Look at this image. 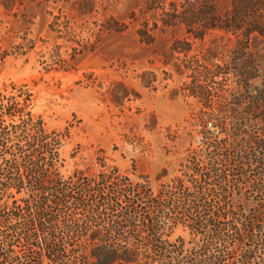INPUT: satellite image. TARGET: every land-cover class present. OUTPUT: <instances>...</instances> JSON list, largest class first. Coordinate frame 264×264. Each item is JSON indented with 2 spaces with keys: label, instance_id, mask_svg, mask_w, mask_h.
I'll return each instance as SVG.
<instances>
[{
  "label": "trees",
  "instance_id": "trees-1",
  "mask_svg": "<svg viewBox=\"0 0 264 264\" xmlns=\"http://www.w3.org/2000/svg\"><path fill=\"white\" fill-rule=\"evenodd\" d=\"M232 5L162 8L165 26L197 40L235 39L226 58L214 56L217 41L203 64L178 65L201 105L200 141L157 189L118 169L65 179L63 136L35 117L32 95H0V264H264V61L253 50L264 45V0ZM191 50L184 40L171 52Z\"/></svg>",
  "mask_w": 264,
  "mask_h": 264
},
{
  "label": "rangeland",
  "instance_id": "rangeland-1",
  "mask_svg": "<svg viewBox=\"0 0 264 264\" xmlns=\"http://www.w3.org/2000/svg\"><path fill=\"white\" fill-rule=\"evenodd\" d=\"M174 1L0 0V95H32L35 117L63 136L65 179L118 169L157 189L167 181L158 177L166 170L172 178L198 145L201 105L178 65L203 64L217 41L214 56L226 58L235 38L214 31L200 41L182 25L165 26L162 8ZM234 2L215 0L218 13ZM184 40L188 57L173 55ZM255 48L264 61V45Z\"/></svg>",
  "mask_w": 264,
  "mask_h": 264
}]
</instances>
